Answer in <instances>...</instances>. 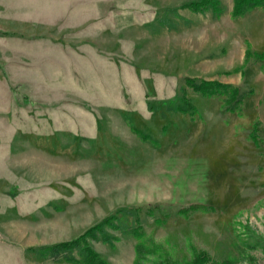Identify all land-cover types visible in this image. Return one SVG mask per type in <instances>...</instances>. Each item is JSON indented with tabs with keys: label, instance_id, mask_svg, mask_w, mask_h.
<instances>
[{
	"label": "rangeland",
	"instance_id": "rangeland-1",
	"mask_svg": "<svg viewBox=\"0 0 264 264\" xmlns=\"http://www.w3.org/2000/svg\"><path fill=\"white\" fill-rule=\"evenodd\" d=\"M188 1L0 0V264H74L27 248L109 214L111 241L88 240L109 264H133L136 225L156 243L143 264H264V57L244 61L264 6ZM188 77L236 86L238 109Z\"/></svg>",
	"mask_w": 264,
	"mask_h": 264
},
{
	"label": "trees",
	"instance_id": "trees-1",
	"mask_svg": "<svg viewBox=\"0 0 264 264\" xmlns=\"http://www.w3.org/2000/svg\"><path fill=\"white\" fill-rule=\"evenodd\" d=\"M182 6L194 11V12H203L205 10L211 9L214 15L219 16L222 12V7L220 0H191L184 3ZM264 6V0H232V7L230 10V17L237 18L243 16L247 11ZM1 34H11L10 32H2ZM251 56L255 58L262 59L264 57V52H254L248 45L244 52V61H248ZM186 84L190 86L195 92H198L205 96H211L216 93H223V107L226 110L234 111L238 109L239 104L242 100V95L239 92V89L236 86H233L230 83H222L216 80H197L195 78H186ZM164 102V101H163ZM174 102L175 110L179 112H189L190 114L196 112V108L192 101L185 96L181 97V103L176 104ZM127 122L130 125V129L136 133L142 141L149 142L153 145H157V141L153 139L149 134L144 133L143 131L136 128L128 120ZM254 130V129H253ZM253 138H256L254 133L251 134ZM195 210H207V207L203 204H190L188 206L177 209V213L186 215ZM121 209H117V212H120ZM150 212V210H148ZM112 215H106L102 219L98 220L96 223L87 227L79 235L69 239L59 242H54L47 245L37 246V247H28L27 250L34 251L42 257L50 259L62 258L63 260L74 263V264H109L104 258H102L97 251H95L92 246L89 244V238H95L97 232H104V225L111 224ZM112 228H119L114 225ZM123 231H127L135 239L134 244V257L133 264H143V259L152 254V248L156 243L152 238L146 235L139 225L123 228L120 227ZM103 241H111V238L107 234L103 233ZM113 240L116 238H112ZM75 252V253H74ZM201 254V253H200ZM195 255L196 260H206L205 255L200 256ZM205 257V259H204ZM157 263L161 264H171V263H162L158 261Z\"/></svg>",
	"mask_w": 264,
	"mask_h": 264
}]
</instances>
